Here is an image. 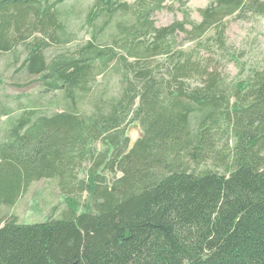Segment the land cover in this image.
<instances>
[{"label": "trees", "instance_id": "16d2710c", "mask_svg": "<svg viewBox=\"0 0 264 264\" xmlns=\"http://www.w3.org/2000/svg\"><path fill=\"white\" fill-rule=\"evenodd\" d=\"M84 1L90 37L49 57L76 38ZM166 1L0 0V51L25 44L21 68L64 101L20 112L0 91V205L51 177L67 206L35 222L0 215V264H264V68L229 86L213 55L229 46L224 19L264 15V0H212L201 20L185 9L156 25ZM107 72L119 92L80 107Z\"/></svg>", "mask_w": 264, "mask_h": 264}, {"label": "rangeland", "instance_id": "374dc122", "mask_svg": "<svg viewBox=\"0 0 264 264\" xmlns=\"http://www.w3.org/2000/svg\"><path fill=\"white\" fill-rule=\"evenodd\" d=\"M212 0H167L166 7L154 12L156 25H169L176 20L184 18V10L188 9L190 17L195 20H201V8L208 5ZM92 1H84L77 6L72 21L74 22L73 30L75 31V39L67 43V45L58 46L52 42L47 47V55L49 57L64 51H71L76 44L85 41L90 37L89 28L84 24V16L87 9L91 6ZM69 5H63L64 7ZM226 23V37L228 49L222 53L221 51L213 52L216 58V64L221 70L224 79L231 86L236 81L250 79L256 70L264 68V15L249 14L242 16L241 13H234L224 19ZM211 28L207 34L213 33ZM184 34L181 33L178 39V46ZM195 41L186 42L185 48H191L195 45ZM28 48L25 44H19L13 50L0 51V74L2 77V88L4 99H8L13 106L20 105L16 111H20L33 103L34 99L43 109L51 111L63 107L55 99L59 98V93L52 91L43 92L38 87V79L36 75H29L25 72V68H21ZM220 59V57H222ZM214 63V65H216ZM216 65V66H217ZM3 84V85H2ZM121 84L118 76L114 73L107 72L97 76L95 89L86 98L80 101V107L92 109L91 101L93 98L109 93L119 92ZM8 96V98L6 97ZM52 99V101H50ZM61 99V98H60ZM67 106V105H66ZM22 108V109H21ZM5 117L0 118V127ZM126 133L131 138V145L135 140L143 134L142 127L138 120L127 125ZM99 149H103L104 145L97 142ZM109 179H112L113 172L104 170ZM119 174V172H118ZM80 175H84L82 172ZM88 199L87 192L81 195L79 210L84 208L85 200ZM67 209L65 198L61 192L58 180L51 177H43L32 181L22 192V194L12 204L3 203L0 205V215L9 217L16 215L20 222L40 221L48 216H63Z\"/></svg>", "mask_w": 264, "mask_h": 264}]
</instances>
